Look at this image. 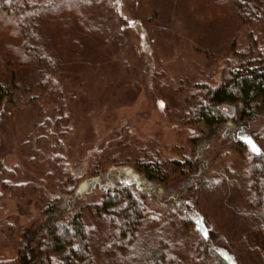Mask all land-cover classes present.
Listing matches in <instances>:
<instances>
[{
  "label": "rangeland",
  "instance_id": "374dc122",
  "mask_svg": "<svg viewBox=\"0 0 264 264\" xmlns=\"http://www.w3.org/2000/svg\"><path fill=\"white\" fill-rule=\"evenodd\" d=\"M68 1L80 13L69 31L53 18L32 39L51 64L0 69V264H19L24 231L53 205L80 212L92 264H149L162 251L172 264H264V222L250 217L264 105L242 122L223 106L213 130L190 112L245 53L264 59V10L247 24L234 0ZM120 188L143 207L126 250L108 248L98 209Z\"/></svg>",
  "mask_w": 264,
  "mask_h": 264
},
{
  "label": "trees",
  "instance_id": "16d2710c",
  "mask_svg": "<svg viewBox=\"0 0 264 264\" xmlns=\"http://www.w3.org/2000/svg\"><path fill=\"white\" fill-rule=\"evenodd\" d=\"M191 1L209 3V0ZM219 2L224 3L225 0H214V3ZM233 6L239 12V19L249 24L259 21L258 11L264 10V0H234ZM79 15L78 4L68 0L56 5L48 1L40 4L33 0H0V27L4 36H1L0 69L6 67L8 62L14 64V61L16 65L33 67L34 59L37 64L49 66L53 55L46 53L45 44L32 40L37 35L38 25L42 22L44 26L45 21L52 22L54 18L59 24L58 29H61L65 24H71V17L78 19ZM64 28L69 31L68 25ZM203 91L202 96L194 99L190 109L192 117L201 127L209 130L222 127L227 120L222 107L228 105H236L240 122L251 119L256 110L264 105V59L245 53L238 67L230 69L225 79L218 78L215 85ZM3 98L4 92L0 87V101ZM252 157L257 163L251 170L252 190L257 199L255 204H251V214H257V219L264 222V157L260 151L253 153ZM144 168L150 177V167L146 165ZM149 179L152 180V177ZM69 201L66 199L63 204L69 207ZM68 209L61 211L59 207L49 206L41 216H45L42 225L29 232L24 231L26 237L18 252L19 264H92L87 228L80 212H70ZM98 209L110 217L109 238L112 240L108 248L128 249L136 240L143 221L141 202L129 188H120L112 194L106 193ZM251 214L250 217L256 218ZM155 256L149 264H172L163 251Z\"/></svg>",
  "mask_w": 264,
  "mask_h": 264
},
{
  "label": "snow or ice",
  "instance_id": "6c2138e0",
  "mask_svg": "<svg viewBox=\"0 0 264 264\" xmlns=\"http://www.w3.org/2000/svg\"><path fill=\"white\" fill-rule=\"evenodd\" d=\"M252 150L255 151V152H259L260 150L255 146V145H252Z\"/></svg>",
  "mask_w": 264,
  "mask_h": 264
}]
</instances>
